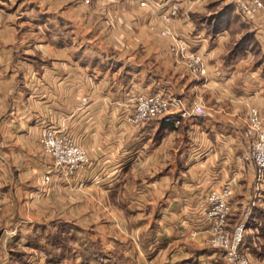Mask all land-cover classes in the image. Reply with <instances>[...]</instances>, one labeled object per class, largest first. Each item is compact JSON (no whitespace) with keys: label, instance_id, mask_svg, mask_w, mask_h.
<instances>
[{"label":"crops","instance_id":"1","mask_svg":"<svg viewBox=\"0 0 264 264\" xmlns=\"http://www.w3.org/2000/svg\"><path fill=\"white\" fill-rule=\"evenodd\" d=\"M147 1L141 6L139 0L91 5L0 0V228L5 244L33 247L42 235L38 243L47 247L42 227L48 233L62 224L85 246L80 255H91L98 250L96 239L81 234H89L96 209L111 208L118 213L106 222L122 224L121 233L111 237L117 243L130 240L139 264H216L220 258L204 241L205 201L212 189L231 181L234 223L246 224L244 249L262 259L264 174L256 180L257 169L241 157L248 149L244 133L250 108L264 117V12L251 18L241 12L239 20L218 28L209 20L197 22L196 11L185 5L192 0H180L185 9L171 23L175 39L158 41L163 23L156 4L169 0ZM78 7L104 15L147 13L148 19L133 22L130 38L98 45L79 34L73 19ZM245 32L254 33L257 45L235 52L230 44H241ZM174 42L204 55L208 67L207 75L181 89L171 82L174 69L185 68L170 50ZM139 92L175 93L188 100L200 96L195 101H202L207 113L184 120L179 128L161 120L134 126L126 116ZM49 126L68 133L92 160L88 171L61 177L53 190L43 175L54 160L40 144Z\"/></svg>","mask_w":264,"mask_h":264},{"label":"built area","instance_id":"2","mask_svg":"<svg viewBox=\"0 0 264 264\" xmlns=\"http://www.w3.org/2000/svg\"><path fill=\"white\" fill-rule=\"evenodd\" d=\"M85 5H91L94 0H81ZM242 14L246 18L264 12L263 0H235ZM149 1L142 0L141 6H147ZM160 19L164 24V36L173 35L171 23L179 16V0L161 2ZM178 51L186 59L191 73L207 75L208 67L205 56L190 49L188 44L179 43ZM207 109L203 103L194 101L189 103L185 98L177 95L148 94L139 92L132 101L130 113L126 121L134 126L148 125L161 120L175 128H179L184 120L206 115ZM248 149L242 155V160L255 166L259 174H264V117L257 107L250 108L248 123L245 130ZM40 144L44 153L54 160V165L47 169L46 183H51L55 171L64 170L69 177L77 172L85 173L90 169L92 160L84 146L53 126L43 129ZM56 169V170H54ZM67 177V178H69ZM60 179V178H59ZM236 193L234 184L229 181L222 187L212 189L206 197L203 225L207 235L212 239L208 242L211 250L224 261L225 264H252L250 254L244 249L246 224L236 227L233 233L227 229L228 218L233 212V198Z\"/></svg>","mask_w":264,"mask_h":264},{"label":"rangeland","instance_id":"3","mask_svg":"<svg viewBox=\"0 0 264 264\" xmlns=\"http://www.w3.org/2000/svg\"><path fill=\"white\" fill-rule=\"evenodd\" d=\"M78 1H79V4H84L81 0H78ZM199 1H202V0H199ZM139 2L141 5L142 0H139ZM179 3H180L179 16H181V13L185 9V6H183L180 0H179ZM185 5L186 7H190L192 10L196 11L195 12L196 14H194L195 15L194 18L196 19L197 22H201V21L205 22L206 20H209V22L212 24L217 23L218 21L221 20L224 14H228V9H231V8H234V10L232 11L233 14L241 13V10L239 6L237 5V3L235 2V0H203V2H197V1L192 0V2H188ZM199 10L201 12H199ZM146 15L147 13H144V14L142 13L140 15L135 14V15H132V17H129L128 15L125 16L121 13H118V15L115 13L104 15L99 12L91 13L89 11V13H86L85 11H81V9L79 8L77 15L74 16L73 19L74 21H76L79 34L85 37L87 42L89 41L90 43H94L98 45H105V44L110 45V43L112 42L116 43L120 41V39L125 40L126 37L133 35L134 31L136 30V28L132 25L133 22L140 21V23L143 24L148 19V16ZM179 16L177 18H179ZM163 31H164V24L162 25L161 30L158 32V35H157L158 41H162L164 39H175L174 35L164 36L162 34ZM247 33H250V32H245L243 36L245 37ZM178 47H179V43L174 42V45L170 46V50L174 55L173 57L177 58L178 61H180L184 65L185 68L184 70L180 68L174 69L172 73L173 78H171V82L175 85V87H178L181 89L186 84L190 86L195 84L198 79V77L196 76H202V75L193 74L190 72L188 65H187V61L178 51ZM234 47H235L234 43H231L230 48L234 49ZM159 94L166 95L165 92L163 93L159 92ZM173 95H176V94L173 93ZM197 97L201 98L200 96H197ZM197 97L193 95L192 98L194 100H188V99L186 100L189 103H191V102H194L197 99ZM199 102L202 103V101H199ZM50 158L53 159L52 157ZM77 173H82V172L79 171ZM46 174H47V171H45L43 175V181L46 185L49 186L48 188L51 190L58 188V186L60 185L61 177H64V178L69 177L67 173L64 172V170L62 171L58 170V171H55L56 175H54L56 176V179L54 180V177H53V180L51 183H46L45 182ZM67 179H71V177ZM259 179H261V174H259L258 169H257L256 180H259ZM47 197L49 198L48 195L45 198ZM61 211L62 213H64L67 210L62 208ZM114 211L115 210L111 208L96 209V211L93 212L95 213L94 214L95 222L92 223L91 225H88L90 227V229L88 230L89 234L88 235L81 234V237L83 239L86 238L87 236L89 237V235H92L96 239V244H97L96 248H98V250H95V251L92 250L93 254L91 255L90 254L84 255L83 253H81L80 255L81 249L83 248L84 245L82 246L77 241L75 242V244L73 243V245H75V247L73 248L74 250L70 254H68L64 259H61L60 264H114L117 258L122 259L121 260L122 262L119 264H139L138 260L134 259V258H137V256L133 254L132 246L130 247L128 246L131 242L130 240L128 241V243L127 242L117 243V241H115L112 238V237L118 236L119 234L117 235V233H121L119 229L122 226L121 222H118L119 224L114 223L115 222L114 220H113L114 221L113 223L106 222V219L108 218V216L109 217L113 216L114 218H116L115 215L118 212L115 211L114 213ZM236 219H237V214L236 215L231 214L228 218L227 229L229 230L230 233H233L236 230V227L238 226V225H235ZM46 220L48 222L50 219L46 217ZM97 221H101V222H97ZM100 226H103L101 227L102 230L99 228ZM15 227L16 226L13 225L11 226V228H7L6 229L7 231L5 230V233L7 234L11 232V230L13 231L14 230L13 228ZM1 230L2 228H0V264H51L49 261V257H48L49 254H47L46 251H38L39 250L38 248L27 245V242L21 243L22 246H15L14 241L8 244H5L4 235H3L4 233ZM245 234H246V229H245ZM205 238H206V240H204L205 243L209 245L208 242L212 239V236L206 235ZM259 245H260L259 247L261 246L264 247V239L259 240ZM87 246H89V244ZM250 258H251L250 260L252 264H264V258L257 259L256 257H253V255L251 254H250ZM216 264H225V263L223 260L219 259L218 262H216Z\"/></svg>","mask_w":264,"mask_h":264},{"label":"trees","instance_id":"4","mask_svg":"<svg viewBox=\"0 0 264 264\" xmlns=\"http://www.w3.org/2000/svg\"><path fill=\"white\" fill-rule=\"evenodd\" d=\"M234 8L228 9V14H224L220 21L215 23V25H219L220 27H228L231 21H236L240 19L239 13H234ZM232 12V13H231ZM232 14V15H230ZM232 19V20H230ZM204 22V21H203ZM212 24V23H211ZM245 26L244 24H242ZM247 44H251V48H254L255 45H257L254 33H247L245 37H243V41L241 44L234 47V51H240L244 46ZM42 233L45 234L47 240H48V246L42 247L39 245L38 241L41 238L42 235H39L36 240L34 241V247L38 249H43L46 251L47 254H49V261L51 264H60L61 259H64L68 254H70L74 249L75 242L78 241V237L69 234L67 231V228L65 225L60 224L58 229H56L54 232H46L45 227H42L41 229ZM24 256V255H23ZM122 259H118L115 261L114 264L121 263ZM118 261V262H117ZM114 262V261H113Z\"/></svg>","mask_w":264,"mask_h":264}]
</instances>
